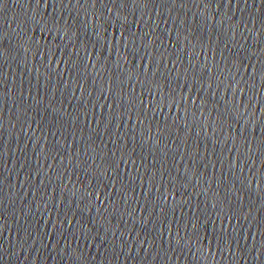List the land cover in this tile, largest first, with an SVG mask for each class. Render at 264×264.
Returning a JSON list of instances; mask_svg holds the SVG:
<instances>
[{"label":"water","instance_id":"1","mask_svg":"<svg viewBox=\"0 0 264 264\" xmlns=\"http://www.w3.org/2000/svg\"><path fill=\"white\" fill-rule=\"evenodd\" d=\"M0 264H264V0H0Z\"/></svg>","mask_w":264,"mask_h":264}]
</instances>
